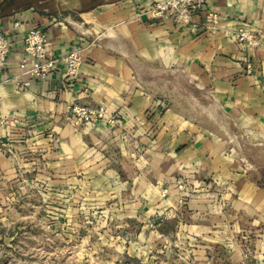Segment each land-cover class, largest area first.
Segmentation results:
<instances>
[{
    "label": "crops",
    "instance_id": "crops-1",
    "mask_svg": "<svg viewBox=\"0 0 264 264\" xmlns=\"http://www.w3.org/2000/svg\"><path fill=\"white\" fill-rule=\"evenodd\" d=\"M152 1L60 0L58 12L6 2L0 181L71 189L75 204L134 233L212 238L239 255L242 231L264 239V164L248 169L239 160L264 158V0H208L214 26L203 14L188 24L155 19L146 12ZM35 25L55 58L44 79L30 74L23 48ZM240 27L258 44L241 43ZM72 49L82 56L75 77L60 59ZM167 76L184 78L199 99H175ZM73 103L103 107L105 118L79 122Z\"/></svg>",
    "mask_w": 264,
    "mask_h": 264
},
{
    "label": "rangeland",
    "instance_id": "rangeland-1",
    "mask_svg": "<svg viewBox=\"0 0 264 264\" xmlns=\"http://www.w3.org/2000/svg\"><path fill=\"white\" fill-rule=\"evenodd\" d=\"M9 1L0 0V11L6 2L17 7L35 3L56 12L61 7L60 0H14L11 4ZM146 79L149 88L157 87L153 78L147 75ZM166 80L175 87V99L189 98L190 94L193 100L199 99L184 78L167 76ZM227 144L235 148L233 140ZM239 160L248 169L255 162L264 164L260 155ZM260 182L264 187V169ZM175 183L180 188L186 186L183 177ZM74 200L71 189H24L13 187L8 180L0 181V264H264V239L259 235L242 231L237 244L243 252L237 255L229 252L234 244L229 242L226 249L220 248L212 238L174 233L156 239L147 233H134L130 224L125 226L104 215L100 218ZM256 239L263 242L254 252Z\"/></svg>",
    "mask_w": 264,
    "mask_h": 264
},
{
    "label": "built area",
    "instance_id": "built-area-1",
    "mask_svg": "<svg viewBox=\"0 0 264 264\" xmlns=\"http://www.w3.org/2000/svg\"><path fill=\"white\" fill-rule=\"evenodd\" d=\"M208 0H154L152 1L146 12L155 19H168L175 23L188 24L193 16L203 14V18L210 26L217 23L218 16L216 13L205 10ZM15 27L19 26L18 21H14ZM237 39L244 43L245 46H255L258 41L253 35L242 27L236 32ZM24 51L27 55L33 58L29 72L32 76L38 79L48 77L49 72L54 68L55 58L48 54L47 37L44 29L38 26L28 28L24 38ZM11 40L5 32L0 28V69L5 65L7 54L11 49ZM61 61L64 64L65 73L69 77H75L82 63L81 50L72 49L61 56ZM247 68L250 65L247 64ZM23 86L27 82L22 83ZM73 117L82 123H88L103 119L105 117L103 107L91 108L77 103L70 106V112ZM111 121H119L113 119Z\"/></svg>",
    "mask_w": 264,
    "mask_h": 264
}]
</instances>
